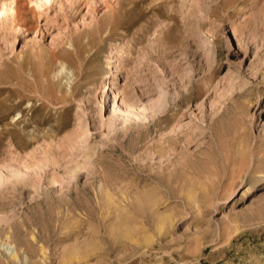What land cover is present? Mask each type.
Segmentation results:
<instances>
[{
	"label": "rangeland",
	"instance_id": "obj_1",
	"mask_svg": "<svg viewBox=\"0 0 264 264\" xmlns=\"http://www.w3.org/2000/svg\"><path fill=\"white\" fill-rule=\"evenodd\" d=\"M11 1L0 264H264V0Z\"/></svg>",
	"mask_w": 264,
	"mask_h": 264
},
{
	"label": "bare ground",
	"instance_id": "obj_2",
	"mask_svg": "<svg viewBox=\"0 0 264 264\" xmlns=\"http://www.w3.org/2000/svg\"><path fill=\"white\" fill-rule=\"evenodd\" d=\"M32 1H35L37 4H41L40 6H42V4H44V3H46V2H48V1H50V0H32ZM53 2V1H52ZM50 3V2H49ZM38 6V5H37ZM39 6V7H40ZM44 6V5H43ZM22 9V8H21ZM2 12L0 13V14H2V13H8V12H10V13H13V14H15L16 13V15L17 14H19V9L17 8V6L15 5V2L14 1H11L10 0V2H8V3H4V5H3V10H1ZM20 12H22V10H20ZM9 13V14H10ZM22 14H20V16H21ZM11 16V15H10ZM14 18V17H13ZM13 21V20H12ZM188 215V214H187ZM189 216V215H188ZM164 217V216H163ZM185 219V218H184ZM10 257H12V259L13 260H16L17 258H18V254H17V252L16 253H11V255H10Z\"/></svg>",
	"mask_w": 264,
	"mask_h": 264
}]
</instances>
